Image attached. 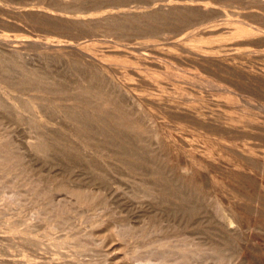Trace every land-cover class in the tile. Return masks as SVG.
Returning <instances> with one entry per match:
<instances>
[{
  "label": "rangeland",
  "instance_id": "374dc122",
  "mask_svg": "<svg viewBox=\"0 0 264 264\" xmlns=\"http://www.w3.org/2000/svg\"><path fill=\"white\" fill-rule=\"evenodd\" d=\"M0 43L48 77L0 66V264H264V0H0ZM88 78L146 122L143 139Z\"/></svg>",
  "mask_w": 264,
  "mask_h": 264
},
{
  "label": "bare ground",
  "instance_id": "6f19581e",
  "mask_svg": "<svg viewBox=\"0 0 264 264\" xmlns=\"http://www.w3.org/2000/svg\"><path fill=\"white\" fill-rule=\"evenodd\" d=\"M195 1H197V0H195ZM122 2H124V1H122ZM193 2V1H192ZM199 2V1H198ZM195 3V2H194ZM203 3H204V1H203ZM113 4V3H112ZM116 4V3H115ZM122 4H126V3H122ZM202 4V3H201ZM161 5V4H160ZM198 5V4H197ZM203 5V4H202ZM115 6V5H114ZM188 6V5H187ZM190 6V5H189ZM219 6V5H218ZM119 7V6H118ZM168 8H169V6H168ZM176 8H174V10H175ZM191 9H192V6H191ZM37 10V9H36ZM121 10V9H120ZM156 10V9H155ZM163 10V9H162ZM171 10H173L172 8H171ZM189 11V8L188 7H186V10L184 9V11H182V12H179V14H177V15H175V14H173V15H175L176 17H181L180 19L183 21V23H187L188 22V20H186V19H184L185 18V12H187V14H190V13H188V11ZM193 10V9H192ZM13 11V10H12ZM118 11H119V9H118ZM123 11H125L127 14H129L130 13V11H128V9L126 10H123ZM142 11H144V8H143V10ZM177 11V10H176ZM190 12V11H189ZM64 13V12H63ZM79 13V12H78ZM117 13V12H116ZM119 13V12H118ZM140 13H141V11H140ZM145 12H143V15H146L147 16V14H144ZM146 13H148V11H146ZM152 14H153V12H151ZM203 13V12H202ZM218 13V12H217ZM125 14V13H124ZM150 14V13H149ZM158 14V13H157ZM220 14H222V13H220ZM140 15V14H139ZM155 15V14H154ZM173 15H172V13H168V16L166 17V19H163V20H165L166 22H168V21H171L172 20V18H173ZM61 16V15H60ZM75 16V15H74ZM125 16H126V14H125ZM129 16H130V14H129ZM135 16V15H134ZM148 16H151V15H148ZM217 16V15H216ZM236 16V15H235ZM59 17V16H58ZM69 17V16H68ZM138 17V16H137ZM202 17V16H201ZM226 17V16H225ZM241 17V16H240ZM139 18V17H138ZM212 18V17H211ZM233 18V17H232ZM66 19V18H65ZM74 19V18H73ZM133 19H135V18H133ZM162 19H161V21H162ZM202 19H203V17H202ZM201 19V20H202ZM206 19V18H205ZM136 20V19H135ZM134 20V21H135ZM200 20V19H199ZM199 20H197L196 21V23L199 21ZM212 20V19H211ZM236 20V19H235ZM110 21V23H114V24H118V25H120V22H118V20L117 19H111V20H109ZM139 21V20H138ZM140 21H143V20H140ZM160 21V20H159ZM176 21V20H175ZM178 21V20H177ZM215 21V20H214ZM165 22V23H166ZM200 22V21H199ZM202 22V21H201ZM201 22L199 23V24H201ZM217 22V21H216ZM53 23V22H52ZM125 23V22H124ZM142 23V22H141ZM155 23H157V22H155ZM180 23V22H179ZM205 23V22H204ZM239 23V22H238ZM45 24V23H44ZM140 24V23H139ZM143 24V23H142ZM141 24V25H142ZM168 24V23H167ZM181 24V23H180ZM64 25V24H63ZM169 25V24H168ZM170 25H172V24H170ZM174 25H176V24H174ZM205 25V24H204ZM235 25H236V23H235ZM150 26V25H149ZM164 26V25H163ZM177 26V25H176ZM176 26H174V27H176ZM181 26H182V24H181ZM188 26V25H187ZM205 26H207V25H205ZM242 26V25H241ZM125 27H127V26H125ZM153 27H155V26H153ZM158 27V26H157ZM157 27H155V29H157ZM179 27V26H178ZM204 27V26H203ZM240 27V26H239ZM117 28V27H116ZM120 28V27H119ZM122 28V27H121ZM120 28V29H121ZM124 28V27H123ZM171 28V27H170ZM184 28V27H183ZM198 28H200V27H198ZM222 28V27H221ZM125 29V28H124ZM140 29V28H139ZM155 29H153L152 30V32L151 33H153V32H157L158 31V29H157V31H155ZM161 29V28H160ZM241 29V28H240ZM131 30V29H130ZM132 30H135V29H132ZM142 30V29H141ZM145 30V29H144ZM148 30V29H147ZM164 30V29H163ZM166 30V29H165ZM169 30V29H168ZM181 30V29H180ZM197 30V29H196ZM200 31V30H199ZM227 31V30H226ZM132 32H134V31H132ZM160 32V31H159ZM179 32V31H178ZM198 32V31H197ZM205 32V31H204ZM234 32V31H233ZM163 33V32H162ZM162 33H160L159 35H161ZM188 33V32H187ZM193 33V32H192ZM211 33V32H210ZM240 33V32H239ZM119 34H120V32H119ZM150 34V33H149ZM166 33H164V35H165ZM177 34V33H176ZM104 35V34H103ZM121 35H122V33H121ZM131 35V34H130ZM148 35V34H147ZM156 35V34H155ZM154 35V36H155ZM204 35V34H203ZM213 35V34H212ZM227 35V34H226ZM243 35V34H242ZM194 36V35H193ZM215 38V37H214ZM230 38V37H229ZM198 39V38H197ZM200 39V38H199ZM207 40H209V39H207ZM221 41H222V39H221ZM50 43V42H49ZM1 44V43H0ZM36 46V45H35ZM184 47V46H183ZM218 47V46H217ZM42 48V47H41ZM41 48H39V49H41ZM45 48H46V46H45ZM220 48V47H219ZM70 49V48H69ZM164 49V48H163ZM193 49V48H192ZM195 49V48H194ZM193 49V50H194ZM197 49V48H196ZM43 50V49H42ZM51 50V49H50ZM49 50V51H50ZM52 50H55V49H52ZM73 50V49H72ZM171 50V49H170ZM234 51V50H233ZM53 52V51H52ZM185 52V51H184ZM209 52V51H208ZM183 53V52H182ZM2 55H3V53H1ZM18 54V53H17ZM157 54V53H156ZM176 54V53H175ZM188 54V53H187ZM154 55V54H153ZM205 55V54H204ZM260 55V54H259ZM12 55H10V57H11ZM147 56V55H146ZM14 57V56H13ZM18 59L19 58H21L19 55L18 56H16ZM164 57V56H163ZM194 57V56H193ZM201 57V56H200ZM231 57V56H230ZM12 58V57H11ZM82 58V57H81ZM25 59V58H24ZM52 59V58H51ZM106 59H107V57H106ZM150 59V58H149ZM164 59V58H163ZM168 59V58H167ZM183 59V58H182ZM218 59V58H217ZM22 60V59H21ZM153 60V59H152ZM171 60H172V58H171ZM181 60V59H180ZM232 60V59H231ZM18 60H16V58H15V61L14 60H9V59H7V56H6V58H3V59H0V66L1 65H4V64H15V62H17ZM79 61V60H78ZM177 61H178V59H177ZM221 61V60H220ZM47 62V61H46ZM22 63V62H21ZM24 63H25V65H26V61H24ZM45 63V62H44ZM75 63V62H74ZM165 63V62H164ZM190 63V62H189ZM126 64V63H125ZM156 64V63H155ZM161 64V63H160ZM198 64V63H197ZM196 64V65H197ZM15 65H17V68L19 69L18 71V74L16 75L15 74V78H20L19 79V81L20 80H25L27 83H28V85H30V84H32L33 86H37V85H41V83H46L47 84V82H48V77H44L43 76V74H37L34 70V72L32 71V69L31 68H26L25 67V65L24 64H18V63H16ZM140 65V64H139ZM77 66V65H76ZM151 66V65H150ZM152 66H154V65H152ZM157 66V65H156ZM163 66V65H162ZM175 66V65H174ZM190 66V65H189ZM160 67V66H159ZM201 67V66H200ZM145 68V67H144ZM154 68V67H153ZM165 67L163 66V69H164ZM192 68V67H191ZM10 69V68H9ZM31 69V70H30ZM162 69V70H163ZM170 68H168V70H169ZM86 70H87V68H86ZM167 70V69H166ZM167 70V71H168ZM176 70V69H175ZM180 70V69H179ZM186 70V69H185ZM197 70V69H196ZM208 70H210V69H208ZM17 71V70H16ZM92 71V70H91ZM178 71V69L176 70V72ZM112 72V71H111ZM161 72V71H160ZM171 72V71H170ZM173 72V71H172ZM186 72V71H185ZM45 73V72H44ZM154 73V72H153ZM163 73V72H162ZM175 73V72H174ZM6 74V73H5ZM94 74V73H93ZM107 74V73H106ZM217 74V73H216ZM12 75V74H11ZM92 75V74H91ZM157 75V74H156ZM177 74L175 73V76H176ZM212 75V74H211ZM93 76H95V75H93ZM92 76V77H93ZM101 76V75H100ZM103 77H104V75H102ZM139 76V75H138ZM254 76V75H253ZM14 77V75L12 76V78ZM197 77V76H196ZM219 77V76H218ZM255 77V76H254ZM7 78V77H6ZM86 78V77H85ZM102 78V77H101ZM107 79H108V77H106ZM140 78V77H139ZM161 78V77H160ZM166 78V77H165ZM164 78V79H165ZM5 79V78H4ZM8 79V78H7ZM9 79H11L10 77H9ZM14 79V78H13ZM49 79H50V77H49ZM142 79V78H141ZM188 80V79H187ZM197 80V79H196ZM219 80V79H218ZM108 81V80H107ZM111 81V80H110ZM229 81V80H228ZM231 81V80H230ZM0 82H1V80H0ZM50 82V81H49ZM77 82H78V79H77ZM83 82V81H82ZM109 82V81H108ZM145 82V81H144ZM188 82H189V80H188ZM202 82V81H201ZM6 83V82H5ZM55 84L57 87H59V88H57L56 86H54V84H53V86L56 88V90H55V88L53 89V88H49V90H47V91H50L51 93L52 92H56V91H62V90H64L63 89V87H65V86H60L59 84L57 85V83L56 82H54V81H51L50 82V84ZM112 82H109L108 84H111ZM133 83V82H132ZM180 83V82H179ZM2 83H0V85H1ZM14 84V83H13ZM35 84V85H34ZM49 84V83H48ZM82 85H83V87H85L84 88V91H86L89 95H90V98L91 99H93L94 100V102L96 103V105L97 104H104V105H102V106H105V105H109V106H112L113 107V109H114V113H112L111 114V116H110V121L111 122H113V124L115 123V126H116V123L117 124H123V125H125V126H127L126 128H128V130H134L135 129V131H138V133L136 132V135H138L139 137H141L140 135L141 134H144V133H146L147 134V131H148V129H147V125H146V127L144 126V124H146V122L143 124L142 122H141V120L139 119H137V117L134 115L133 117H134V119H133V117H131V114L129 115V114H126V117H122L120 114H119V112L118 111H120L121 109H124L123 111H125V108H123V104L124 103H121L118 99H114V97H113V95L115 94L112 90H114V88H112V86L111 85H107V83H105L103 80H100V78H99V80H98V78L95 80L94 79V81H92V80H90L89 78H88V81H87V84L86 85H84L83 83H81ZM185 84V83H184ZM5 85V84H4ZM81 85V86H82ZM200 85V84H199ZM81 86H80V84H79V86L78 87H80L81 88ZM180 86V85H179ZM206 86V85H205ZM220 86V85H219ZM2 86H0V88H1ZM38 87V86H37ZM215 87V86H214ZM7 88V87H6ZM38 88H40V87H38ZM116 88V87H115ZM134 88H135V86H134ZM181 88V87H180ZM224 88V87H223ZM3 88H1V90H2ZM25 89V88H24ZM76 89V88H75ZM117 89V88H116ZM119 89V88H118ZM144 89V88H143ZM176 89V88H175ZM5 90V89H4ZM3 90V91H4ZM19 90V89H18ZM77 90V89H76ZM79 90V89H78ZM77 90V91H78ZM82 90H83V88H82ZM139 90V89H138ZM15 91V90H14ZM70 91V90H69ZM76 91V92H77ZM113 92V93H112ZM211 92V91H210ZM20 93H22V92H20ZM85 93V92H84ZM86 93V94H87ZM11 94H12V92H11ZM10 94V95H11ZM139 94V93H138ZM191 94V93H190ZM218 94V93H217ZM117 95V94H116ZM212 95H214V94H212ZM14 96V98L13 99H15L17 102H21L22 101V97L23 96H21V95H19V94H16V95H13ZM26 96H28V95H26ZM35 96V95H34ZM84 96V95H83ZM118 96V95H117ZM150 96H152V94L150 95ZM215 96V95H214ZM3 97V96H2ZM36 97V96H35ZM230 97V96H229ZM12 98V97H11ZM27 97H25V99L21 102V104H20V106H22L21 107V110L23 111V110H25L26 112L27 111H29L30 113H31V110L32 111H34L35 109L33 108L34 106H33V104L31 103L32 102V100H31V102L29 101V100H27L26 99ZM45 98V97H44ZM86 98V97H85ZM84 98V99H85ZM137 98V97H136ZM153 98V97H152ZM234 98V97H233ZM6 99V98H5ZM7 99H8V97H7ZM216 99V98H215ZM34 101V100H33ZM126 101V100H125ZM137 101V103H138V100H136ZM7 102V101H6ZM9 102H10V100H9ZM13 103V102H12ZM11 103V104H12ZM35 103V102H34ZM91 103V102H90ZM95 103H93L92 102V104H95ZM183 103V102H182ZM4 104H5V102L4 101H2L1 100V98H0V105L1 106H3L4 107ZM10 104V103H9ZM10 104V105H11ZM35 104H37V103H35ZM188 104V103H187ZM248 105V104H247ZM39 106V105H38ZM49 106V105H48ZM179 106V105H178ZM187 106V105H186ZM99 107V106H98ZM101 107V106H100ZM107 107V106H106ZM136 107H137V105H136ZM181 107V106H180ZM193 108H194V106H193ZM192 108V109H193ZM196 108V107H195ZM34 109V110H33ZM108 109V108H107ZM109 109H110V107H109ZM136 109V108H135ZM184 109V108H183ZM189 109V108H188ZM111 110V109H110ZM138 110V109H137ZM185 110V109H184ZM253 110V109H252ZM132 111H133V109H132ZM195 111V110H194ZM18 113H19V111H17ZM86 112H87V110H86ZM99 112H101V111H99ZM104 112V111H103ZM102 112V113H103ZM106 112V111H105ZM108 112V111H107ZM113 112V111H112ZM187 112V111H186ZM207 112V111H206ZM34 113V112H33ZM79 113V112H78ZM83 113V112H82ZM81 113V114H82ZM203 113H205V112H203ZM20 114V113H19ZM36 114V113H35ZM70 114H72V113H70ZM69 114V115H70ZM76 114V113H75ZM81 114H77V118L76 119H78V115L80 116ZM84 114H85V112H84ZM144 114V113H143ZM201 114V113H200ZM67 115V114H66ZM100 115V114H99ZM129 115V116H128ZM74 116V115H73ZM76 116V115H75ZM19 117V116H18ZM68 117V116H67ZM261 117V116H260ZM69 118H70V116H69ZM102 121H104L103 120V117L102 116H100L99 117ZM99 118H97V119H99ZM72 119H73V117H72ZM85 119V118H84ZM141 119H142V117H141ZM143 120V119H142ZM99 121V120H98ZM144 121V120H143ZM108 122V121H107ZM97 123V122H96ZM99 123V122H98ZM97 123V124H98ZM209 123V122H208ZM213 123V122H212ZM101 124V123H100ZM111 124V123H110ZM173 124V123H172ZM197 124V123H196ZM85 125V124H84ZM93 125V124H92ZM103 125H105L104 123H103ZM199 125V124H198ZM228 125V124H227ZM94 127L96 126V125H93ZM93 126L91 127V125H90V127L91 128H93ZM106 126V125H105ZM170 126V125H169ZM176 126V125H175ZM212 126V125H211ZM226 126V125H225ZM86 127V126H85ZM84 127V128H85ZM216 127V126H215ZM214 127V128H215ZM232 127V126H231ZM218 128V127H217ZM240 128V127H239ZM88 129V128H87ZM223 129V128H222ZM235 129V128H234ZM97 130V129H96ZM246 130V129H245ZM95 131V130H94ZM153 132V131H152ZM149 133V132H148ZM123 134V133H122ZM125 134H126V132H125ZM78 135V134H77ZM105 135V134H104ZM133 135V134H132ZM135 134H134V136H136ZM222 135V134H221ZM250 135V134H249ZM127 136V135H126ZM137 136V137H138ZM153 136H155L156 137V135L155 134H153L152 135V137ZM37 137V136H36ZM127 137H131V135L130 136H127ZM137 137L136 138H133V139H137ZM143 137V136H142ZM141 137V138H142ZM224 138V137H223ZM263 138V137H262ZM36 139V138H35ZM39 139V138H38ZM143 139V138H142ZM129 140H132V139H129ZM130 142V141H129ZM139 142V141H138ZM34 143V142H33ZM148 143V142H147ZM32 144V143H31ZM36 144H37V142H36ZM35 144V146H37ZM119 144V143H118ZM126 144V143H125ZM143 144V143H142ZM33 145V144H32ZM112 146V145H111ZM114 146V145H113ZM125 146V145H124ZM98 147V146H97ZM122 147V146H121ZM144 147V146H143ZM147 146H145L144 148H146ZM34 148V147H33ZM37 148V147H36ZM42 148V147H41ZM103 148V147H102ZM144 148H142L144 151H145V153H146V155L148 154V153H150V150H148L147 148L146 149H144ZM105 149V148H104ZM111 149V148H110ZM113 149V148H112ZM122 149V148H121ZM125 149V148H124ZM142 149H141V151H142ZM109 150V149H108ZM117 150V149H116ZM45 151V150H44ZM111 151V150H110ZM125 151H126V149H125ZM144 151H142V152H144ZM113 152V151H112ZM116 152V151H115ZM121 152H123V150L121 151ZM131 152V151H130ZM11 153V152H10ZM9 153V154H10ZM119 153V152H118ZM133 153H136L137 154V152L135 151V152H132V154ZM139 153V152H138ZM14 154V153H13ZM65 155H67L66 153H64ZM129 154V153H128ZM127 154V155H128ZM131 154V155H132ZM135 154V155H136ZM152 154V153H151ZM150 154V155H151ZM138 155H140V153L138 154ZM146 155H144V156H146ZM149 155V154H148ZM250 155V154H249ZM130 156V155H129ZM133 156V155H132ZM66 157V156H65ZM68 157V156H67ZM86 157V156H85ZM136 157H137V159H139L138 158V156L136 155ZM142 157H143V155H142ZM134 158V157H133ZM87 159V158H86ZM90 159V158H89ZM92 159V158H91ZM136 159V158H135ZM68 160H69V157H68ZM81 160V159H80ZM233 160V159H232ZM128 161V160H127ZM131 161V160H130ZM259 162V161H258ZM110 163V162H109ZM91 164V163H90ZM93 166H95V167H97V163H96V165H93ZM255 166V165H254ZM157 167V166H156ZM94 168V167H93ZM99 168V167H98ZM145 168V167H144ZM161 168L163 169V171H164V168H163V165L161 166ZM195 168V167H194ZM221 168V167H220ZM251 169V168H250ZM93 170H95V169H93ZM170 170V169H169ZM155 172V171H154ZM160 172V171H159ZM157 174V173H156ZM154 175V174H153ZM174 180V179H173ZM198 183V182H197ZM79 185V184H78ZM182 185V184H181ZM197 186H199V185H197ZM73 187V186H72ZM200 187H203V185H201ZM78 188V187H77ZM79 189V188H78ZM140 191V190H139ZM166 191V190H165ZM189 192V191H188ZM145 193H147V192H145ZM17 194H18V192H17ZM73 194V193H72ZM189 194V193H188ZM187 194V195H188ZM191 194V193H190ZM146 195V194H145ZM147 195H149L148 193H147ZM184 195V194H183ZM183 195H182V197H183ZM67 196V195H66ZM150 196H153V195H150ZM185 196V195H184ZM11 197V196H10ZM131 197V196H130ZM178 198V197H177ZM197 198V197H196ZM195 198V199H196ZM166 199V198H165ZM64 200V199H63ZM181 200V199H180ZM184 201V200H183ZM22 202V201H21ZM75 203H76V201H75ZM74 203V204H75ZM197 203V202H196ZM87 204V203H86ZM49 205V204H48ZM80 205V204H79ZM174 205V204H173ZM185 207V206H184ZM5 208V207H4ZM182 208V207H181ZM103 210V209H102ZM196 210V209H195ZM7 212V211H6ZM4 213V212H3ZM262 213V212H261ZM41 214V213H40ZM39 214V215H40ZM188 215V214H187ZM36 216V215H35ZM87 217V216H86ZM224 219V218H223ZM9 222V221H8ZM97 222V221H96ZM32 223V222H31ZM60 224V223H59ZM5 225V224H4ZM29 225V224H28ZM6 226V225H5ZM10 226V225H9ZM92 226V225H91ZM65 227V226H64ZM12 228V227H11ZM17 228V227H16ZM30 227H28V229H29ZM36 228H37V226H36ZM36 228H34L33 227V229H36ZM48 228V227H47ZM74 228V227H73ZM18 229V228H17ZM30 229H32V227L30 228ZM30 229H29V231H30ZM201 229V228H200ZM25 230V229H24ZM27 230V229H26ZM37 230V229H36ZM35 231V230H34ZM41 231V230H40ZM45 231V230H44ZM30 232H33V231H30ZM46 232H48V231H45V233ZM51 232V231H50ZM128 232V231H127ZM201 232H202V234H204V235H206V236H208V240L210 239V241H211V237H212V235H210L211 233H209V230H201ZM35 233H36V231H35ZM39 233H41V232H39ZM47 234H49V232L47 233ZM80 234H82V233H80ZM88 234V233H87ZM37 235H40V234H37ZM71 235V234H70ZM89 235V234H88ZM224 235H225V233H224ZM92 236V235H91ZM32 237H33V234H32ZM59 237V236H58ZM66 237V236H65ZM68 237V236H67ZM70 237V236H69ZM194 237V236H193ZM25 238V237H24ZM29 239H30V237H28ZM228 238V237H227ZM22 239V238H21ZM26 239H27V237H26ZM34 239H37V238H35L34 237ZM62 239V238H61ZM32 240V239H31ZM69 240V239H68ZM93 240V239H92ZM95 241V240H94ZM174 241V240H173ZM27 241L25 240V243H26ZM29 242H30V240H29ZM65 242V241H64ZM67 242V241H66ZM79 242V241H78ZM88 242V241H87ZM22 243H24V242H22V240H21V244ZM24 243V244H25ZM31 243V242H30ZM33 243H35L34 241H33ZM36 243H37V241H36ZM40 244H42L41 242H39ZM90 243V242H89ZM93 243V242H92ZM228 243V240H223L222 239V241H221V245H222V247L224 248V249H226V247H227V245L229 244H227ZM27 244V243H26ZM44 244V243H43ZM42 244V245H43ZM75 244V243H74ZM83 244V243H82ZM171 244H172V242H171ZM170 244V245H171ZM23 245V244H22ZM29 245V244H28ZM27 245V246H28ZM50 245V244H49ZM58 245V244H57ZM60 246H61V248H62V245L61 244H59ZM64 245V244H63ZM66 245H69V244H66ZM70 245H71V243H70ZM76 245V244H75ZM93 245V244H92ZM185 245H187V244H185ZM188 245H189V243H188ZM24 246H26V245H24ZM41 246V245H40ZM53 247H54V249L56 250V248H55V246L54 245H52ZM60 246H59V248L57 249L58 251H59V249H60ZM72 246V245H71ZM169 245L167 244V247H168ZM191 246V245H190ZM189 246V247H190ZM193 246V245H192ZM195 246V245H194ZM205 246V245H204ZM212 246V245H211ZM232 246V245H231ZM22 247V246H21ZM30 247H31V245H30ZM73 247V246H72ZM78 247V246H77ZM175 247V246H174ZM207 247V246H206ZM20 248V247H19ZM28 248V247H27ZM64 248V247H63ZM76 248V247H75ZM193 248V247H192ZM192 248H190V251H193L194 249H192ZM195 248H196V246H195ZM213 247H211V249H212ZM232 248V247H231ZM29 249V248H28ZM78 249H79V247H78ZM192 249V250H191ZM222 249V248H221ZM220 249V250H221ZM228 249V248H227ZM19 250V249H18ZM61 250V249H60ZM215 250V249H214ZM79 252V253H81L80 252V250H77V248L74 250V252ZM83 251V250H82ZM225 251V250H224ZM22 252V251H21ZM85 252V251H84ZM93 252V251H92ZM95 253V252H94ZM168 253V252H167ZM60 254V253H59ZM67 254V253H66ZM87 254V253H86ZM69 255V254H68ZM81 255V254H80ZM4 256V255H3ZM71 256V255H70ZM61 258V257H60ZM64 257H62V259H63ZM82 258V257H81ZM69 259V258H68ZM220 259H222V258H220ZM125 260V259H124ZM130 260H131V258H130ZM140 261H142V260H140ZM65 262V261H64ZM157 262V261H156ZM67 263V262H66ZM135 263H136V261H135ZM56 264H58V263H56ZM141 264V263H140ZM142 264H147V262L146 263H142ZM151 264H155V263H151ZM156 264H163V263H156ZM165 264V263H164Z\"/></svg>",
  "mask_w": 264,
  "mask_h": 264
}]
</instances>
